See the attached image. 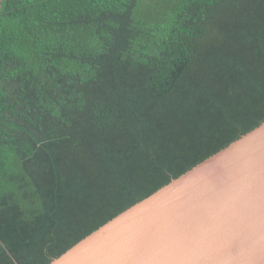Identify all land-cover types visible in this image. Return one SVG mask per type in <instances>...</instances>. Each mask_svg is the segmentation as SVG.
Returning <instances> with one entry per match:
<instances>
[{"label":"trees","instance_id":"trees-1","mask_svg":"<svg viewBox=\"0 0 264 264\" xmlns=\"http://www.w3.org/2000/svg\"><path fill=\"white\" fill-rule=\"evenodd\" d=\"M264 122V0H0V264H50Z\"/></svg>","mask_w":264,"mask_h":264},{"label":"water","instance_id":"water-1","mask_svg":"<svg viewBox=\"0 0 264 264\" xmlns=\"http://www.w3.org/2000/svg\"><path fill=\"white\" fill-rule=\"evenodd\" d=\"M50 264H264V122Z\"/></svg>","mask_w":264,"mask_h":264}]
</instances>
